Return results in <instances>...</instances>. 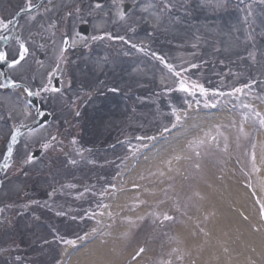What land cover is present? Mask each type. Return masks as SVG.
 <instances>
[{
  "label": "rangeland",
  "instance_id": "1",
  "mask_svg": "<svg viewBox=\"0 0 264 264\" xmlns=\"http://www.w3.org/2000/svg\"><path fill=\"white\" fill-rule=\"evenodd\" d=\"M126 2L133 4L129 14ZM165 2L174 7L162 11ZM97 3L50 0L21 17L20 39L30 54L22 67L11 69L14 78L51 89L58 68L63 88L45 92L43 108L54 120L24 135L3 172L0 264H264V128L243 107L251 104L264 113V0H107L100 8ZM22 8L28 0H0V18L6 23ZM61 13L71 28L74 14L84 13L90 38L77 39L76 27L67 45L63 29L53 44ZM41 37L52 43L41 47ZM17 40L8 46L11 59ZM42 50L48 53L45 62ZM153 53L183 69L189 83L243 93L204 97L179 91L180 77ZM252 80L257 83L245 88ZM27 98L21 88L0 89V164L15 126L35 118ZM215 100L216 107L204 106ZM173 109L182 126L163 133L175 122ZM206 132L217 136L220 147L199 149V169L175 159L189 155V139ZM153 136L155 141L140 139ZM252 143L260 173L251 171ZM44 144L50 146L40 157L22 163ZM104 190L107 195H101ZM139 200L148 203L137 206ZM158 200H165L173 222L152 223L147 214ZM105 204L110 207H100ZM141 247L146 251L137 255Z\"/></svg>",
  "mask_w": 264,
  "mask_h": 264
},
{
  "label": "snow or ice",
  "instance_id": "2",
  "mask_svg": "<svg viewBox=\"0 0 264 264\" xmlns=\"http://www.w3.org/2000/svg\"><path fill=\"white\" fill-rule=\"evenodd\" d=\"M50 2V0H49ZM113 3H116V0H113ZM36 5L32 3V0H28V8H35ZM97 8L101 7V4L97 3L96 4ZM149 7H151V5H149ZM174 5L171 4L170 2H165L163 4V8L162 11H167L171 8H173ZM48 9L45 8V12H47ZM145 11H147V8H145ZM119 19L123 20L125 18V14L122 11H118L117 13ZM32 19L34 20L35 17H32ZM11 23V21H9L8 23H5L3 18H0V28L3 29H7L8 28V24ZM110 35V34H107ZM8 37L6 36H0V40H4L7 39ZM103 36L100 37H94V39H103ZM113 39H120L123 40V37H111ZM67 41H65L66 43ZM18 43V49L16 52L15 57H13L11 60H9V52L7 50H0V62H5L8 64V67L10 69H16L18 67H22L23 66V62L26 61L27 57L30 54L29 51V47L27 46L26 42L18 39L17 40ZM133 47H136V45H133ZM141 52H144L145 49L143 47H141L139 49ZM63 54V53H62ZM153 55L155 56V58L159 61H161L162 63L165 64V66L172 72H174V75L176 77H180L179 81H178V90L182 91V92H186V93H190L191 95L195 96L197 91L202 94L204 97L208 96V89H206L203 85L201 84H197V83H189L187 82L184 78H182V71H184L183 69L180 71L175 70L174 66L172 64H168L167 61H165L164 57L159 56L155 53H153ZM254 59V57H253ZM192 67H197V65H192ZM0 76H6L5 73L0 72ZM257 82L255 80H252L251 84H246L244 87L245 88H251L252 85L256 84ZM17 88V87H23L22 84L18 83L15 80H6L5 82H0V88ZM44 91H52V92H59L60 89L56 88V87H52L51 89L45 87ZM113 91H116V89H113ZM24 92L27 96H34V95H39V92H34L29 88H24ZM235 93H243V89L242 88H235L233 89L232 93H224V92H220V91H215L213 92L214 96H218V97H222V96H226V95H233ZM197 104H199V101H197ZM205 107H216V104H208L207 102L204 105ZM243 107L245 109H250L254 115V117L256 118L255 122L258 123L260 128H264V113H261L259 111H257L255 109L254 105L251 104H244ZM173 114L175 115V122L171 124V127H164L163 129V133H169L171 132L173 129H177L178 127L182 126V117L180 114H178L176 112L175 109H173ZM38 115L40 116H44L46 115V113L43 112H39ZM77 115H79V113H77ZM248 117L245 116V119H247ZM241 131H243V127L241 126ZM163 133L161 135H163ZM20 132H19V128H16L15 131L12 132V134L10 135V140L7 146V151L4 154V161L3 164H0V167H3L5 169L9 168L11 166V161L13 159L14 156V151H15V146L17 145L18 141V137L20 136ZM56 138L52 137V140L54 141ZM140 139H147V140H151V141H155L157 139V137H147V138H140ZM75 142V141H73ZM211 145H215V147L217 149H219L220 147V142L217 140V136L215 135H210L209 133H205L203 137H197V136H193L189 139L188 143L185 145V147L188 149L189 151V155L184 156L182 154H178L175 156L176 160H183V159H187L192 163V166L195 169H199L201 167L200 164V159H201V151L199 149H203L206 146H211ZM50 145L49 144H44L43 147L44 148H48ZM195 146V147H194ZM224 150H227V146L225 145ZM249 160H250V164H251V171L253 173H260L262 171V169L260 167L257 166V144L256 143H252L249 152L247 153ZM261 159L264 160V155L261 156ZM34 161V156L29 154L27 155L23 160L22 163L23 164H31ZM72 164L76 163V160H72L71 161ZM167 163L169 165H171L172 161L171 159L167 161ZM160 176H164L165 173L163 171H161ZM111 189L115 188V185H110L109 186ZM141 186L138 184H134L133 188L134 189H139ZM108 194V190H104L101 192V195H107ZM165 195H167V193H165ZM148 202L145 200H139L137 202V206L139 205H145ZM165 203V200H158L156 202L155 208H153L152 211H150L147 215L152 217V223L153 224H164L165 222H173L175 220V217L173 215H170L168 211L163 209V205ZM100 207H103L105 209L109 208V205H100ZM261 210L264 211V204L260 205ZM63 214V213H58V215ZM110 214V213H109ZM95 214L93 213V216ZM101 215H103V213H101ZM145 217H139V219L143 220ZM128 220L129 223H133V221L130 218H125ZM63 243L65 244H74L75 241H70V240H64ZM146 251L145 248L141 247L138 250L137 255H140L142 253H144ZM173 252H178L179 249H173ZM180 259H183V257H179ZM159 264H172V260L171 259H167V260H160Z\"/></svg>",
  "mask_w": 264,
  "mask_h": 264
},
{
  "label": "water",
  "instance_id": "3",
  "mask_svg": "<svg viewBox=\"0 0 264 264\" xmlns=\"http://www.w3.org/2000/svg\"><path fill=\"white\" fill-rule=\"evenodd\" d=\"M30 100H31V103L38 109L39 108L38 97L36 95H34V96L31 97ZM49 120H50V116H49L48 113H46V115H44L42 118L40 117L38 120H36L32 124H27L26 126L21 127L20 128L21 134L24 133L27 130H33V129L37 128L38 126L43 125L45 122H47ZM38 154H40L39 151L35 153V155H38Z\"/></svg>",
  "mask_w": 264,
  "mask_h": 264
},
{
  "label": "flooded vegetation",
  "instance_id": "4",
  "mask_svg": "<svg viewBox=\"0 0 264 264\" xmlns=\"http://www.w3.org/2000/svg\"><path fill=\"white\" fill-rule=\"evenodd\" d=\"M57 27H56V30H57V28H59V27H61L62 25H63V21H61V18L59 17L58 19H57ZM53 40H54V38H53Z\"/></svg>",
  "mask_w": 264,
  "mask_h": 264
},
{
  "label": "bare ground",
  "instance_id": "5",
  "mask_svg": "<svg viewBox=\"0 0 264 264\" xmlns=\"http://www.w3.org/2000/svg\"><path fill=\"white\" fill-rule=\"evenodd\" d=\"M190 136V133H187L185 136L183 135L181 140H180V143H183L185 141L186 138H188Z\"/></svg>",
  "mask_w": 264,
  "mask_h": 264
}]
</instances>
